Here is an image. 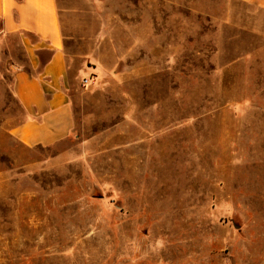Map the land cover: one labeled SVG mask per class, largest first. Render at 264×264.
Segmentation results:
<instances>
[{
  "label": "rangeland",
  "instance_id": "1",
  "mask_svg": "<svg viewBox=\"0 0 264 264\" xmlns=\"http://www.w3.org/2000/svg\"><path fill=\"white\" fill-rule=\"evenodd\" d=\"M66 4L71 137L23 145L0 82V264H264V11Z\"/></svg>",
  "mask_w": 264,
  "mask_h": 264
},
{
  "label": "crops",
  "instance_id": "2",
  "mask_svg": "<svg viewBox=\"0 0 264 264\" xmlns=\"http://www.w3.org/2000/svg\"><path fill=\"white\" fill-rule=\"evenodd\" d=\"M62 1L0 0V82L24 113L12 134L27 147H54L75 129L69 94L74 37L67 33L72 12ZM237 1L264 11V0Z\"/></svg>",
  "mask_w": 264,
  "mask_h": 264
}]
</instances>
